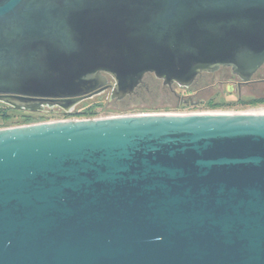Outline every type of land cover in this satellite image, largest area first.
Segmentation results:
<instances>
[{"label": "water", "instance_id": "water-1", "mask_svg": "<svg viewBox=\"0 0 264 264\" xmlns=\"http://www.w3.org/2000/svg\"><path fill=\"white\" fill-rule=\"evenodd\" d=\"M263 64L264 0H0L16 110ZM0 264H264V112L0 129Z\"/></svg>", "mask_w": 264, "mask_h": 264}, {"label": "rangeland", "instance_id": "rangeland-1", "mask_svg": "<svg viewBox=\"0 0 264 264\" xmlns=\"http://www.w3.org/2000/svg\"><path fill=\"white\" fill-rule=\"evenodd\" d=\"M229 67L225 69L219 68L213 72H203L200 77L195 81L192 86V100L189 103L180 102L172 92L166 88V85L162 82L150 83L148 78L145 79V83L148 85L149 90H142L140 94H129L122 98L112 99L111 92L106 94L98 95L92 99L85 100L80 104L76 105L70 110L71 114H74L81 106L90 101H101L104 106L98 108L97 115L89 117H72L68 119L51 118L48 114L45 120L39 121L38 123H49L55 121H65V120H92V119H104L112 117H122V116H134L143 113H181V114H203V113H214V114H236V113H249L264 111V105H258L255 107L248 108H222L218 110H208L204 107L205 103L211 99L220 103H231L235 102L238 97L243 99L259 98L264 97V84L262 83H252L242 86L240 90H237L231 84H220L224 76L228 75ZM147 75V74H146ZM145 75V76H146ZM144 76V78H145ZM254 76V77H253ZM251 78L253 80H259L264 78V64L259 68V70ZM144 78L142 82L144 81ZM164 81V80H163ZM141 82V83H142ZM140 83V84H141ZM139 84V85H140ZM178 84V83H176ZM179 85V84H178ZM233 87L232 91H228V87ZM179 87H188L179 85ZM138 88V87H137ZM136 88V89H137ZM177 88L179 92H183L184 89ZM236 88V89H235ZM135 89V90H136ZM135 92V91H134ZM127 96H129L127 98ZM10 118L6 121L5 125L0 127V129H8L25 126L23 121L25 117L30 116L22 112H9ZM32 115V114H31ZM33 117H41V115L33 114ZM3 123L0 119V124ZM32 125V124H28Z\"/></svg>", "mask_w": 264, "mask_h": 264}, {"label": "trees", "instance_id": "trees-1", "mask_svg": "<svg viewBox=\"0 0 264 264\" xmlns=\"http://www.w3.org/2000/svg\"><path fill=\"white\" fill-rule=\"evenodd\" d=\"M258 105H264V97L259 98H251V99H243L241 97H238L235 102L231 103H220L216 102L214 99H211L207 101L204 105V107L208 110H218L222 108H248V107H255ZM104 106V104L101 101H93L90 100L86 103H84L79 110H77L74 114L68 113L64 111L63 109H60L58 107L55 108H45L43 111H26V110H16L8 105H5L3 103H0V119L3 123L0 124V127L4 126L6 121L10 118L9 112H22L25 114H29L30 116L25 117L23 124H34L38 123L39 121L45 120L47 117H45L46 114L50 116L51 118H61V119H68L72 117L77 118H84L89 117L92 118L97 115V109ZM41 115V117H33L32 115Z\"/></svg>", "mask_w": 264, "mask_h": 264}, {"label": "flooded vegetation", "instance_id": "flooded-vegetation-1", "mask_svg": "<svg viewBox=\"0 0 264 264\" xmlns=\"http://www.w3.org/2000/svg\"><path fill=\"white\" fill-rule=\"evenodd\" d=\"M220 68H223V67H220ZM227 67H225L226 69ZM230 69L229 70V73L228 75L224 76L223 79L221 80L220 84H231L233 85L234 87L237 88V90H240L242 88V86L244 85H248V84H252V83H262L264 84V78H261L259 80H253V78H251L249 81H244L242 80L239 76L235 75L232 71L231 68H228ZM200 77V75H198L195 79V81ZM254 77V76H253ZM108 78V84L109 86L111 85L112 87L115 85V82L112 80V78H110L109 76H107ZM148 78L150 80V83H154V81L156 82H162L163 85H164V81L162 79H159L157 78L154 74H147L144 78V81L138 86V88L135 90L134 94H140L141 92V89L142 90H149V87L148 85L145 83V79ZM195 81L190 85L188 86L187 88L186 87H179L178 84L176 83H173L172 85H164L166 88H168L172 94L180 101V102H184V103H189L191 102L192 100V96H193V92H192V86L194 85ZM177 88H181V89H184L183 92H179L177 90ZM235 88V89H236ZM233 90V87H228V91H232ZM112 92V88H108L106 89L105 92H103L102 94H106L107 92ZM100 94V95H102ZM129 96H127L128 98ZM112 99H115V98H112ZM116 100V99H115Z\"/></svg>", "mask_w": 264, "mask_h": 264}, {"label": "built area", "instance_id": "built-area-1", "mask_svg": "<svg viewBox=\"0 0 264 264\" xmlns=\"http://www.w3.org/2000/svg\"><path fill=\"white\" fill-rule=\"evenodd\" d=\"M185 116L187 114H181V113H143L138 114L134 116Z\"/></svg>", "mask_w": 264, "mask_h": 264}, {"label": "bare ground", "instance_id": "bare-ground-1", "mask_svg": "<svg viewBox=\"0 0 264 264\" xmlns=\"http://www.w3.org/2000/svg\"><path fill=\"white\" fill-rule=\"evenodd\" d=\"M264 111H258V112H249V113H241V114H257V113H263ZM231 114V113H230Z\"/></svg>", "mask_w": 264, "mask_h": 264}]
</instances>
